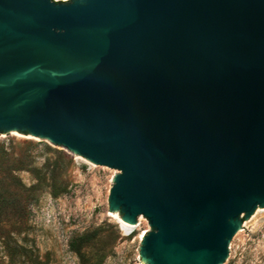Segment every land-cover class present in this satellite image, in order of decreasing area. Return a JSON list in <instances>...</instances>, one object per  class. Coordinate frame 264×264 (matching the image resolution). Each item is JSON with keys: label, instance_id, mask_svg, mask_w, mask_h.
<instances>
[{"label": "water", "instance_id": "water-1", "mask_svg": "<svg viewBox=\"0 0 264 264\" xmlns=\"http://www.w3.org/2000/svg\"><path fill=\"white\" fill-rule=\"evenodd\" d=\"M119 172L146 264H223L264 211V0H0V133Z\"/></svg>", "mask_w": 264, "mask_h": 264}, {"label": "rangeland", "instance_id": "rangeland-1", "mask_svg": "<svg viewBox=\"0 0 264 264\" xmlns=\"http://www.w3.org/2000/svg\"><path fill=\"white\" fill-rule=\"evenodd\" d=\"M118 172L48 139L0 133V264H146L148 219L128 223L109 207ZM223 264H264V211Z\"/></svg>", "mask_w": 264, "mask_h": 264}, {"label": "trees", "instance_id": "trees-1", "mask_svg": "<svg viewBox=\"0 0 264 264\" xmlns=\"http://www.w3.org/2000/svg\"><path fill=\"white\" fill-rule=\"evenodd\" d=\"M84 239H85V238H84ZM85 240L87 241V239H85ZM73 248H74V250H76V251L78 252L79 255H83V252H82V250H81L80 247H78V246H76V245L74 244V245H73ZM22 262H24V261H22ZM34 264H37V263H34ZM38 264H44V263L38 262Z\"/></svg>", "mask_w": 264, "mask_h": 264}]
</instances>
